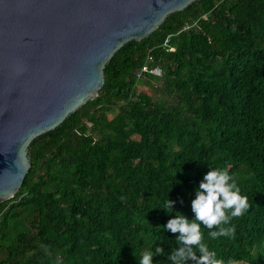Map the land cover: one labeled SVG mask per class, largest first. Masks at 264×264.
<instances>
[{"label": "trees", "instance_id": "obj_1", "mask_svg": "<svg viewBox=\"0 0 264 264\" xmlns=\"http://www.w3.org/2000/svg\"><path fill=\"white\" fill-rule=\"evenodd\" d=\"M144 62L159 74L136 79ZM102 77L30 140L20 186L0 201V264H138L158 247L153 264H171L178 233L160 226L194 218L217 168L251 206L225 226L233 236L202 228L204 240L225 264H264V0H197L120 46Z\"/></svg>", "mask_w": 264, "mask_h": 264}, {"label": "water", "instance_id": "obj_2", "mask_svg": "<svg viewBox=\"0 0 264 264\" xmlns=\"http://www.w3.org/2000/svg\"><path fill=\"white\" fill-rule=\"evenodd\" d=\"M197 0H0V201L29 167L30 140L95 97L128 41Z\"/></svg>", "mask_w": 264, "mask_h": 264}, {"label": "clouds", "instance_id": "obj_3", "mask_svg": "<svg viewBox=\"0 0 264 264\" xmlns=\"http://www.w3.org/2000/svg\"><path fill=\"white\" fill-rule=\"evenodd\" d=\"M173 205L174 201L168 198L159 208L171 215ZM250 206L248 196L241 193L233 175L223 169L209 170L195 189V198L191 201L194 218L189 219L176 212L174 218L160 226L174 235L178 233L175 236L177 247L171 250L167 259L171 264H187L188 261L194 264H225L215 251L210 250L202 228L208 230L210 239L231 237L235 232L234 227L225 226L230 225L233 218L242 217ZM156 254H164L163 249L158 247L155 253L145 249L136 256L138 264H153ZM227 264H236V261L229 260Z\"/></svg>", "mask_w": 264, "mask_h": 264}, {"label": "built area", "instance_id": "obj_4", "mask_svg": "<svg viewBox=\"0 0 264 264\" xmlns=\"http://www.w3.org/2000/svg\"><path fill=\"white\" fill-rule=\"evenodd\" d=\"M146 61H150V57L147 56L146 57ZM142 73H149L152 75L157 76L159 74L158 70L156 69V67H148L146 62H144L138 69L137 73L135 74V78L139 79L141 77Z\"/></svg>", "mask_w": 264, "mask_h": 264}]
</instances>
